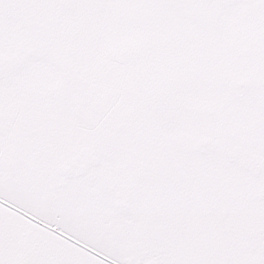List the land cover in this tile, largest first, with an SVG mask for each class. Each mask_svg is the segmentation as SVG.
Segmentation results:
<instances>
[{
	"label": "snow or ice",
	"instance_id": "snow-or-ice-1",
	"mask_svg": "<svg viewBox=\"0 0 264 264\" xmlns=\"http://www.w3.org/2000/svg\"><path fill=\"white\" fill-rule=\"evenodd\" d=\"M0 264H264V0H0Z\"/></svg>",
	"mask_w": 264,
	"mask_h": 264
}]
</instances>
